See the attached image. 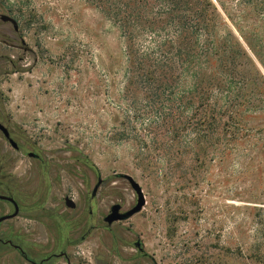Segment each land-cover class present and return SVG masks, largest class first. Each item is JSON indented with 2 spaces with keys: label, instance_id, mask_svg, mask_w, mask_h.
<instances>
[{
  "label": "rangeland",
  "instance_id": "obj_1",
  "mask_svg": "<svg viewBox=\"0 0 264 264\" xmlns=\"http://www.w3.org/2000/svg\"><path fill=\"white\" fill-rule=\"evenodd\" d=\"M187 1L194 26L180 37L158 0H0L27 47L10 45L18 41L0 21V97L57 165L45 208L80 218L63 198L79 204L84 177L93 187L98 174L108 183L97 212L131 209L126 174L146 204L113 227L141 244L142 264H264V0ZM181 42L196 66L166 62ZM28 164L20 158L17 171ZM16 223L46 242L41 225ZM101 239L110 242L97 231L70 249L71 263H134L109 257Z\"/></svg>",
  "mask_w": 264,
  "mask_h": 264
},
{
  "label": "flooded vegetation",
  "instance_id": "obj_2",
  "mask_svg": "<svg viewBox=\"0 0 264 264\" xmlns=\"http://www.w3.org/2000/svg\"><path fill=\"white\" fill-rule=\"evenodd\" d=\"M22 157L29 164L27 169L23 168L19 172L18 163ZM56 166L48 161L43 150L18 127L12 125L0 97V264H72L70 249L82 245L97 231L110 237L109 243L100 240L104 247H108L109 257H115L122 262L134 261L133 264H142V261L149 260L138 241H128L114 230V224L119 222L109 225L104 220L113 205H120L119 213L130 209H124L121 203H115L109 207L107 214L100 215L97 212L98 193L108 183L102 181L98 174L94 176L93 187L92 181L84 177L85 191L81 195L82 201L75 204L74 209H69L74 213L79 210L80 218L67 216L69 220H65V215L57 212L60 205L45 208L52 186L51 169ZM72 170L74 167L68 166L67 171L71 175ZM33 184L35 187L31 191L29 189ZM41 190L44 191L43 197L39 199L37 197ZM66 198L62 201L65 207ZM58 217L62 220H58ZM16 220H31L41 225L47 235L46 242L38 243L33 236L35 233H27L23 225H17ZM119 243L123 247H132L135 250L134 255L124 258L118 250ZM108 260L109 258L101 257L96 264H111Z\"/></svg>",
  "mask_w": 264,
  "mask_h": 264
},
{
  "label": "trees",
  "instance_id": "obj_3",
  "mask_svg": "<svg viewBox=\"0 0 264 264\" xmlns=\"http://www.w3.org/2000/svg\"><path fill=\"white\" fill-rule=\"evenodd\" d=\"M158 3L161 4L162 7H159L156 10V14L157 15H163L166 14V12H168L167 14H169L170 19L168 22L169 27H171L172 29H174V34L175 36H184L183 33L187 32L190 33L193 30V26L189 23V19L187 14L189 13V11L191 9H189V4L190 1L187 0H158ZM162 3H168V5H166L167 7L164 8ZM183 4H186V9L183 10ZM197 5V4H196ZM163 10V12H162ZM178 12H182L181 15H178ZM174 13H177L176 16H173ZM168 27V26H167ZM198 27V28H197ZM195 27V30L197 31V29H201L200 26ZM181 34V35H180ZM183 40V38H182ZM178 48L180 50H177V52L175 54L172 53V57H169L166 59V62L169 64H172L174 62H176V64L181 68V67H187L189 65L191 66H196L197 64H195V62L200 61V59H196V56L190 54V47H188L185 43L182 44V42L180 43V45L178 46ZM157 55H161L162 53L156 52ZM195 58V60H194ZM195 77H198V73H194ZM84 164L88 165V167L94 171L97 170L95 168V165L92 162H84ZM58 220H62L59 219Z\"/></svg>",
  "mask_w": 264,
  "mask_h": 264
},
{
  "label": "water",
  "instance_id": "obj_4",
  "mask_svg": "<svg viewBox=\"0 0 264 264\" xmlns=\"http://www.w3.org/2000/svg\"><path fill=\"white\" fill-rule=\"evenodd\" d=\"M0 21L4 24H8L11 26V36L18 41V43L12 42L10 45L17 46L23 50H26L27 47L24 43V40L19 36V27L18 23L10 16H8L6 13L0 15ZM118 176L122 179H125L128 181L131 189L136 195V204L128 211L124 213H119L120 211V205L116 204L113 205L110 208V213L105 217V221L111 225L112 223L115 222H122L130 219L133 217L135 214H138L142 211L143 207L146 204L145 197L143 195V192L139 186V184L129 175L126 174H118ZM66 207L68 209H74L75 208V203L68 197L66 198Z\"/></svg>",
  "mask_w": 264,
  "mask_h": 264
}]
</instances>
